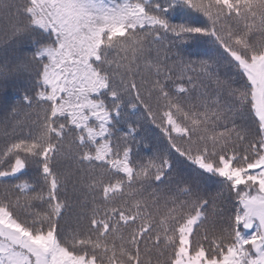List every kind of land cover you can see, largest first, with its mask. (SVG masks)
Returning a JSON list of instances; mask_svg holds the SVG:
<instances>
[{"label":"snow or ice","instance_id":"obj_1","mask_svg":"<svg viewBox=\"0 0 264 264\" xmlns=\"http://www.w3.org/2000/svg\"><path fill=\"white\" fill-rule=\"evenodd\" d=\"M0 264H264V0H0Z\"/></svg>","mask_w":264,"mask_h":264}]
</instances>
